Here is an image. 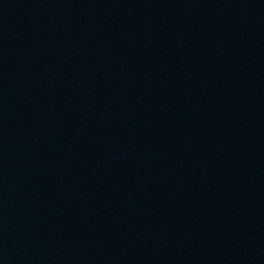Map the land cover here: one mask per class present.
<instances>
[{
    "label": "water",
    "instance_id": "1",
    "mask_svg": "<svg viewBox=\"0 0 264 264\" xmlns=\"http://www.w3.org/2000/svg\"><path fill=\"white\" fill-rule=\"evenodd\" d=\"M237 174L244 264H264V0H211Z\"/></svg>",
    "mask_w": 264,
    "mask_h": 264
}]
</instances>
